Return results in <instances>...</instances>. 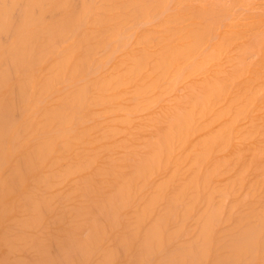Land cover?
<instances>
[{"label":"bare ground","instance_id":"obj_1","mask_svg":"<svg viewBox=\"0 0 264 264\" xmlns=\"http://www.w3.org/2000/svg\"><path fill=\"white\" fill-rule=\"evenodd\" d=\"M77 262L264 264V0H0V264Z\"/></svg>","mask_w":264,"mask_h":264},{"label":"rangeland","instance_id":"obj_2","mask_svg":"<svg viewBox=\"0 0 264 264\" xmlns=\"http://www.w3.org/2000/svg\"><path fill=\"white\" fill-rule=\"evenodd\" d=\"M15 13H17L18 12V9H16L15 11H14ZM52 15H56V14H53V13H47L46 15H45V17H46V19L47 20H49L51 17H52ZM7 38H8V36H7V34H3L2 35V39H3V41H6L7 40ZM16 115V114H15ZM46 233V234H45ZM56 233V231L54 230V229H44V231L42 232V234H44V236H45V238L47 239L49 236H50V234H55ZM187 237L188 236H186V237H184V238H186L187 239ZM183 238V239H184ZM46 239H44V241H46ZM182 239V240H183ZM183 241H185V240H183ZM183 241H181V242H178V243H175L176 245H175V247H174V245L173 246H171V247H169L170 249H168V250H173V249H176V248H182V247H186L189 243H186V242H184L183 243ZM49 242H50V240H49ZM177 246V247H176ZM179 246V247H178ZM20 253V255H18ZM22 252H16V254L18 255V258H16V259H20V260H24V261H28V257H26L27 256V254L25 253V255H24V253H22ZM12 254H14L15 255V253L13 252ZM14 255H10L11 257L13 256V258H14ZM16 255V256H17ZM15 256V257H16ZM23 257V258H22ZM2 259V258H1ZM161 260L163 261V259L161 258ZM70 264H74V263H70ZM76 264H82L81 262H77Z\"/></svg>","mask_w":264,"mask_h":264}]
</instances>
